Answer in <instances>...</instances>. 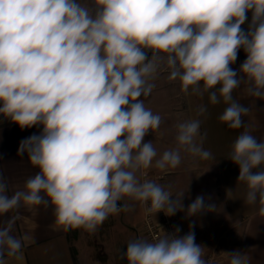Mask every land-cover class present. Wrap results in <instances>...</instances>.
I'll list each match as a JSON object with an SVG mask.
<instances>
[{
    "label": "clouds",
    "instance_id": "clouds-1",
    "mask_svg": "<svg viewBox=\"0 0 264 264\" xmlns=\"http://www.w3.org/2000/svg\"><path fill=\"white\" fill-rule=\"evenodd\" d=\"M241 48L247 58L238 72L230 65ZM161 62L182 92L209 93L213 105H227L220 122L243 129L229 159L239 166L238 181L247 184L246 202H258L264 217V141L251 134L243 120L249 108L232 95L244 83L250 96L264 99V0H92L87 6L80 0H0V114L21 129L42 126L17 152L27 153L37 174L11 196L0 175V214L50 201L54 228L92 233L109 215L129 210L118 203L125 197L145 206L146 214L183 210L180 198L171 200V192L137 176L153 166L176 168L181 149L211 157L201 146L198 119L176 125L177 147L159 159L153 143L144 142L159 130L161 116L140 97L152 92ZM204 210V197L197 196L187 215ZM176 233L134 240L122 258L127 264H210L194 232ZM28 239L0 229V264L5 252L21 259ZM224 253L229 264H248L239 251Z\"/></svg>",
    "mask_w": 264,
    "mask_h": 264
},
{
    "label": "crops",
    "instance_id": "crops-1",
    "mask_svg": "<svg viewBox=\"0 0 264 264\" xmlns=\"http://www.w3.org/2000/svg\"><path fill=\"white\" fill-rule=\"evenodd\" d=\"M80 2L87 6L92 0ZM246 16L247 19L241 26L245 33L251 23L252 12L249 11ZM148 55L151 58V52ZM246 58L247 54L241 48L236 62L230 67L239 72ZM169 75L170 72L164 70V63L161 62L157 77L152 81L155 87L149 96L140 97L146 108L161 116L159 130L150 131L144 142L153 143L157 151L156 159H159L163 152L177 147L176 125L198 119L201 122L200 136L204 137L201 146L211 153V157L201 159L181 149V162L176 168L160 171L153 166L143 171L149 174L151 181L171 192V200L180 198L183 210H177L176 215L181 231L200 233V213L188 216L187 209L197 196H201L200 188L203 187L205 211H210L213 217L205 232H215L216 228L220 231H225L226 227L235 229L240 235L241 253L247 256L248 264H264V217L259 215L258 202H246L247 184L238 181L239 166L229 159L231 146L243 129H230L220 122L219 116L227 107L223 102L213 105L209 100V93L205 92L201 96L193 93L191 88L186 94L181 91L180 81H169ZM232 95L235 101L249 108V113L243 120L251 125V134L258 141H264V99L250 96L244 83L234 89ZM201 107L206 109L202 115L198 114ZM41 132L42 126L21 129L0 114V175L8 185L9 196L15 191L23 190L25 182L39 171L31 165L27 153L19 156L17 152L22 140ZM200 136L196 138L197 144L200 143ZM137 176L141 178L139 172ZM122 200L128 202L127 206L136 213L134 202L138 201L128 197ZM210 205L214 206L211 210ZM176 206L179 207V203ZM142 208L144 206L141 205ZM54 211V206L49 201L48 204L31 207L21 204L16 209L0 214V229L10 228V234L16 238H29L18 253L22 258H10L5 252V264H84L80 247L70 237L68 230L53 227Z\"/></svg>",
    "mask_w": 264,
    "mask_h": 264
},
{
    "label": "rangeland",
    "instance_id": "rangeland-1",
    "mask_svg": "<svg viewBox=\"0 0 264 264\" xmlns=\"http://www.w3.org/2000/svg\"><path fill=\"white\" fill-rule=\"evenodd\" d=\"M203 190L201 187V196ZM118 203L128 204L123 200ZM134 207L136 213L128 207L127 211L121 210L109 215L95 232L90 233L83 228L71 232L72 238L80 247L84 264H127L126 258H122V253L126 251L128 243L140 239L136 228L143 222L145 215L144 208L141 209L139 202H134ZM212 218L210 211L200 212V233H194L195 243L206 248L205 255L214 251L221 252L224 264H229L230 258L224 252H241L240 235L235 229L228 227L225 231L216 228L215 232H205ZM181 232L182 236L189 233L186 230Z\"/></svg>",
    "mask_w": 264,
    "mask_h": 264
},
{
    "label": "built area",
    "instance_id": "built-area-1",
    "mask_svg": "<svg viewBox=\"0 0 264 264\" xmlns=\"http://www.w3.org/2000/svg\"><path fill=\"white\" fill-rule=\"evenodd\" d=\"M144 175H141V181L147 179L151 180L149 174L144 172ZM144 220L136 228L137 234L140 239H144L148 242H155L160 237L166 234L176 233V229L179 228V219L176 215H166L164 211L158 213L146 214L144 206ZM176 235L182 237L181 229ZM204 259L210 261V264H224V260L221 252H212L204 256Z\"/></svg>",
    "mask_w": 264,
    "mask_h": 264
},
{
    "label": "trees",
    "instance_id": "trees-1",
    "mask_svg": "<svg viewBox=\"0 0 264 264\" xmlns=\"http://www.w3.org/2000/svg\"><path fill=\"white\" fill-rule=\"evenodd\" d=\"M73 230H77V229H69V230H68V232L70 233V237H72V236H71V232H72ZM70 239H71V238H70ZM73 239H74V238H73Z\"/></svg>",
    "mask_w": 264,
    "mask_h": 264
}]
</instances>
